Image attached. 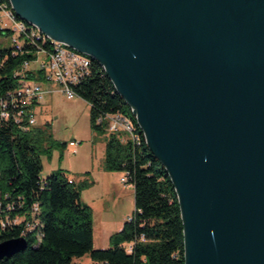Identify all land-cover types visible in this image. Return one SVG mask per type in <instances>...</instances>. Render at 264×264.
I'll return each mask as SVG.
<instances>
[{"label": "water", "instance_id": "1", "mask_svg": "<svg viewBox=\"0 0 264 264\" xmlns=\"http://www.w3.org/2000/svg\"><path fill=\"white\" fill-rule=\"evenodd\" d=\"M98 61L174 185L185 264H264V0H9ZM0 241V260L26 250Z\"/></svg>", "mask_w": 264, "mask_h": 264}, {"label": "trees", "instance_id": "2", "mask_svg": "<svg viewBox=\"0 0 264 264\" xmlns=\"http://www.w3.org/2000/svg\"><path fill=\"white\" fill-rule=\"evenodd\" d=\"M3 30L0 29V33ZM7 32H4L7 35ZM13 55V48H0V97L19 85L21 63L33 59L26 52ZM26 78H33L26 72ZM74 89L90 107L92 129L105 132L96 118L120 112L137 126L130 106L117 93L98 61ZM38 103L32 104L30 108ZM141 143L121 140L109 133L105 140L103 167L122 171L134 189V211L120 230L109 237V246L93 245V212L81 199V189L62 171L41 179L40 154L52 148L51 123L30 126L0 118V241L21 237L25 231L26 250L0 264H72L74 258L88 255L92 264H185L184 233L178 197L167 170L148 148L141 130ZM88 174V172H86ZM71 181H70V180ZM18 221L1 226V221ZM32 218L41 223L37 247L35 230L25 224Z\"/></svg>", "mask_w": 264, "mask_h": 264}, {"label": "rangeland", "instance_id": "3", "mask_svg": "<svg viewBox=\"0 0 264 264\" xmlns=\"http://www.w3.org/2000/svg\"><path fill=\"white\" fill-rule=\"evenodd\" d=\"M10 46V39L4 32L0 33V48ZM35 65L32 62L30 67ZM35 110L36 125L50 122L53 138L49 153L43 151L40 154L41 179L59 170L77 185L86 183L81 189V199L92 208L93 245L95 248L108 247L107 236L104 241L101 239L103 229L111 233L118 231L134 211L133 185L121 181L125 173L115 171L117 174L110 178L99 175L109 132L106 127L103 133L92 129L90 107L86 101L78 97L67 99L58 91L44 94ZM73 139L79 142L75 152L69 145ZM72 264H92V261L84 255L74 258Z\"/></svg>", "mask_w": 264, "mask_h": 264}, {"label": "built area", "instance_id": "4", "mask_svg": "<svg viewBox=\"0 0 264 264\" xmlns=\"http://www.w3.org/2000/svg\"><path fill=\"white\" fill-rule=\"evenodd\" d=\"M0 29L7 32L11 41L12 54H22L24 47H30L26 52L33 55V59L24 60L17 71L21 75L19 85L0 97V118H12L20 122L26 117L30 126L36 125L35 105L39 103L44 94L58 91L67 99L80 98L74 86L78 85L90 72L92 59L85 53H81L67 44L52 39L43 33L37 26L28 23L16 16L12 10L9 0H0ZM36 64L30 67L31 63ZM26 72L32 73L33 78H26ZM53 84L55 87H48ZM98 124H104L109 133L121 134V140H131L135 146L140 145V133L133 120L120 112L106 113L96 118ZM143 134V133H142ZM69 145L76 151L78 141L71 140ZM70 180V179H69ZM71 181V180H70ZM122 182H127L126 175L121 177ZM129 219V217H128ZM12 221H1V226L15 223ZM41 223L32 218L25 224L28 231L35 230L36 241L32 247H37L41 232ZM21 237H25L23 231Z\"/></svg>", "mask_w": 264, "mask_h": 264}, {"label": "crops", "instance_id": "5", "mask_svg": "<svg viewBox=\"0 0 264 264\" xmlns=\"http://www.w3.org/2000/svg\"><path fill=\"white\" fill-rule=\"evenodd\" d=\"M81 99V98H80ZM34 111H35V114H36V110H35V108H34ZM74 140V139H73ZM71 141V140H70ZM69 141V142H70ZM79 143V142H78ZM74 149V148H73ZM104 152H105V149H104ZM103 160H104V156H103ZM101 166V172L99 173V175H101V176H103V177H111V176H113V175H116L117 174V172H115V171H107V170H105L104 169V167H103V163H102V165H100ZM85 172H89L90 174H91V172L90 171H85ZM71 179V178H70ZM72 180V179H71ZM133 193H134V189H133ZM91 207V206H90ZM92 209V208H91ZM123 224V223H122ZM122 224L120 225V227H119V229L118 230H120V228L122 227ZM113 233V232H112ZM110 231H108V230H105V229H103V231H102V236H101V239L104 241V238H105V236H107V239L109 240V237H110V235L112 234Z\"/></svg>", "mask_w": 264, "mask_h": 264}]
</instances>
